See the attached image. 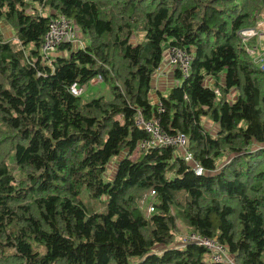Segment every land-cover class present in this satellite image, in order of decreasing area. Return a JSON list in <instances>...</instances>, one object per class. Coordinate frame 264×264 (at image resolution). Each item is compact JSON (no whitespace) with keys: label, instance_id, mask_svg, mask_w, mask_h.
<instances>
[{"label":"trees","instance_id":"16d2710c","mask_svg":"<svg viewBox=\"0 0 264 264\" xmlns=\"http://www.w3.org/2000/svg\"><path fill=\"white\" fill-rule=\"evenodd\" d=\"M60 16L81 38L43 61ZM1 22L0 264H222L190 235L264 264V70L238 34L264 24V0H0ZM172 45L190 70L170 66L160 91ZM98 77L110 99L70 92ZM138 113L185 135L193 160L140 150Z\"/></svg>","mask_w":264,"mask_h":264},{"label":"built area","instance_id":"2783aa9c","mask_svg":"<svg viewBox=\"0 0 264 264\" xmlns=\"http://www.w3.org/2000/svg\"><path fill=\"white\" fill-rule=\"evenodd\" d=\"M258 25V24H257ZM239 36L243 41H247L249 38L258 35L259 30L257 27H248L238 31ZM45 42L40 51V56L43 61H49L50 57L55 54L58 48V44L62 41L70 42L72 44H78L74 40V27L72 22L65 17H57L50 19L47 24V30L44 34ZM192 55L185 49L178 46H169L165 52V65L177 66L183 76H187L190 70V64ZM260 67L264 70V60H258ZM158 75L164 74V67H160L157 70ZM99 80V77H98ZM70 92L73 95H78L81 92V88L77 86L75 82L70 85ZM159 121L157 118L152 117L145 119L138 113L135 118V124L147 134L149 137L139 142L138 148L140 150H147L154 145H175L181 148L184 152V158L187 161H192V156L188 150V138L181 134H167L159 127ZM195 173H201V166H194ZM151 210V208H150ZM149 210V211H150ZM188 240H193L197 244L204 246L207 249L210 259L214 262L225 263L227 261L226 246L216 240V238H209L206 236L190 235Z\"/></svg>","mask_w":264,"mask_h":264},{"label":"rangeland","instance_id":"374dc122","mask_svg":"<svg viewBox=\"0 0 264 264\" xmlns=\"http://www.w3.org/2000/svg\"><path fill=\"white\" fill-rule=\"evenodd\" d=\"M258 17L261 19L262 15L259 14ZM258 22H261V21L258 19L256 23H258ZM260 24H258V26H257V29L259 30V34L257 36H254L255 42L252 43L254 48L251 51L252 55L254 56V60L256 61V63H258V60H264V24L263 23H262V25H260ZM5 35H8V34L5 33ZM10 36H11V34H10ZM80 38H81L80 33L77 31L76 28H74V40H76V42H78V40ZM168 83H169V81L167 82V84ZM80 95H81V98L83 100L84 99L89 100L93 97H97L100 95H104L105 97H107L106 99H110V92H108L107 82L99 81L97 78L87 82L86 84H84ZM206 121H207V118H204L203 124H205ZM263 147H264V144H263ZM116 159H117V157H112L111 160L115 161ZM112 167H113V165H111V168ZM144 210L147 211V208L146 209L144 208ZM149 212L150 211H149V207H148V213ZM178 225H179L178 229L180 231L178 234H175V236L181 235L182 233L186 232V228L184 225H182L180 223ZM263 260H264V257H263Z\"/></svg>","mask_w":264,"mask_h":264},{"label":"crops","instance_id":"0c3cea01","mask_svg":"<svg viewBox=\"0 0 264 264\" xmlns=\"http://www.w3.org/2000/svg\"><path fill=\"white\" fill-rule=\"evenodd\" d=\"M42 13L45 14L46 11H42ZM0 30H1L2 34L5 37H7V38L13 36L12 33H11V28L5 22H1L0 23ZM5 33L8 34V35H5ZM10 34H11V36H10ZM12 38L14 39V37H12ZM58 54L63 55V54H65V51L57 50L55 55H58ZM162 67H164V74L162 76L155 77V81L153 82V86H154V88L159 89L160 91H164V90L166 91L168 89V87L170 86V84L174 82V80L172 79L169 67L167 65H165V62L163 63ZM168 81H169L170 84L169 83L167 84ZM231 93L232 94L229 97H233V95L235 94V92H231ZM208 122L209 121L207 120L205 122V124L209 126ZM208 257L210 259L209 253H208ZM222 264H235L234 261H233V257H232L231 254H229V252H227V261L225 263H222Z\"/></svg>","mask_w":264,"mask_h":264},{"label":"bare ground","instance_id":"6f19581e","mask_svg":"<svg viewBox=\"0 0 264 264\" xmlns=\"http://www.w3.org/2000/svg\"><path fill=\"white\" fill-rule=\"evenodd\" d=\"M44 42H45V38L43 37V41L41 43L40 49H42Z\"/></svg>","mask_w":264,"mask_h":264},{"label":"clouds","instance_id":"9594fccd","mask_svg":"<svg viewBox=\"0 0 264 264\" xmlns=\"http://www.w3.org/2000/svg\"><path fill=\"white\" fill-rule=\"evenodd\" d=\"M57 50H58V49H57ZM56 52H57V51H56ZM56 52H55V53H56ZM53 56H55V54H54ZM51 57H52V56H51ZM75 83H76V82H75ZM81 90H82V89H81Z\"/></svg>","mask_w":264,"mask_h":264}]
</instances>
